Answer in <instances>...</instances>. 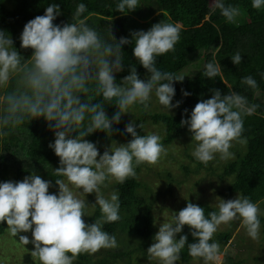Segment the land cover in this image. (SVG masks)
Wrapping results in <instances>:
<instances>
[{"label": "clouds", "instance_id": "clouds-1", "mask_svg": "<svg viewBox=\"0 0 264 264\" xmlns=\"http://www.w3.org/2000/svg\"><path fill=\"white\" fill-rule=\"evenodd\" d=\"M251 3L254 9L264 7V0ZM213 4V10L218 9L227 22H233L239 15V8L226 4L225 0H213ZM137 5L138 0H118L116 10L133 11ZM85 11L86 5L79 3L73 13L74 22L54 24L61 12L60 6L52 3L43 15L28 21L19 37L21 48L33 50L28 59L18 53L11 36L0 30V138L27 119L43 117L54 132L55 139L49 148L59 157L60 167L55 168V173L63 177L55 179L58 186L55 193L49 192L53 187L51 181L34 173L22 181H0V222H6L14 237L31 230V241L26 235H19V241L34 245L31 254L38 257L40 264H73L80 254L115 247V236L102 229V222L120 219V200L116 192L105 197L102 187L107 186L106 181L123 184L134 178L136 166L155 164L166 152L161 137L155 133L139 135L136 129H142L143 125L135 121L124 128L132 139L125 144L112 143L102 154L85 137L96 131L111 135L112 125L120 122L121 114L130 113L128 109L134 105L147 110L153 96L168 112L181 103H172L173 82L184 77L156 66L157 57L175 50L174 45L180 39L178 25L160 21L147 31H133L130 34L134 41L133 55L150 76L140 79L132 66L130 74L117 83L115 74L123 70L121 46L132 41L126 37L117 41L112 35L114 43L105 41L85 19H80ZM231 61L239 65L241 54L231 56ZM203 75L211 79L219 77L226 84L221 65L214 59L205 65ZM241 83L256 87L250 75L241 78ZM211 91V98L199 101L190 116L180 121L195 142L191 155L205 165L217 155L221 160L232 158L233 144L247 142L242 136L244 117L255 111L245 96L232 89L224 95L219 89ZM182 93L190 95L184 90ZM96 97L110 104L114 102L118 110L111 119L101 100L91 102ZM74 132L78 133L75 138ZM92 193L96 200L93 205H98L102 219L86 224L82 219L87 216L86 201L80 195ZM215 206L217 210L205 215L204 208L189 202L171 220L163 222L147 249L149 261L177 264L188 239L186 235L177 239V234L185 225L195 240L187 243L188 253L200 258L203 264H214L217 259L218 244L213 236L221 224L239 221L250 238H258L261 213L248 197L238 193L235 199L219 198Z\"/></svg>", "mask_w": 264, "mask_h": 264}, {"label": "trees", "instance_id": "trees-1", "mask_svg": "<svg viewBox=\"0 0 264 264\" xmlns=\"http://www.w3.org/2000/svg\"><path fill=\"white\" fill-rule=\"evenodd\" d=\"M52 3L60 6L61 15L53 22L60 25L74 22L73 13L77 5L84 3L86 11L81 14L80 19H85L86 23L109 43H114L112 36L117 41L121 37L132 41L130 34L133 31H147L160 21L179 26L180 39L174 45L175 50L157 57L156 66L177 77L180 71L194 63L199 64L200 69L187 80L173 82L175 96L172 103L176 101L181 103L170 112L151 111L150 106L153 105L155 97L152 98L147 110L140 105L132 106L136 110L133 121L143 125L142 129L139 127L136 129L139 135H147L148 125H157L161 127L160 142L163 146H170L186 136L192 138L187 126H182L180 121L190 116L199 101L211 98L213 89H219L222 95L228 94L229 89H232L245 96L249 106H255L254 113L244 117L242 136L247 142L238 143L242 148L247 149L245 154L237 157L233 155L230 160L215 158L207 165L196 161L193 156L187 158L190 159V164H196L201 169L207 170L211 177L216 179L215 185L220 184L218 183L220 181L228 184L224 193L226 199L236 197L239 193L256 203L261 212L260 225L264 232V103L256 98L257 94L264 95V7L259 10L254 9L251 0H225L226 4L239 8L242 17L240 22L235 24L227 22L218 9L213 10V0H138V7L135 10L124 13L116 10L118 0H0V30L11 36L14 47L25 59L31 57L33 50L20 47L19 37L23 27L31 19L43 15L45 9ZM133 48L134 41L121 46L123 70L115 74L117 83L130 74L132 66H135L140 79L144 80L150 76V73H147V70L137 62ZM237 52L241 54L242 62L234 65L231 56ZM213 59L220 63L226 84L219 77L211 79L203 75L205 65ZM249 75L256 81L255 88L241 83V78ZM182 90L189 92L190 95L184 96ZM80 98L85 102L83 94ZM99 100L111 119L118 110L116 105L114 102L110 104L102 101L100 97H96L91 102L97 103ZM185 109L188 110L187 113L184 112ZM126 124L128 123L123 124L120 118L118 124L112 125L111 135L104 131H96L85 139L95 143L102 154L113 142L118 140L125 144L132 139L131 135L124 131ZM72 135L75 138L78 133L74 132ZM54 139V132L43 117L27 119L8 135L0 138V181H22L25 176L34 173L44 180L51 181L53 187L50 188L56 189L58 186L55 185V179H63V177L55 173V168L60 167L59 157L49 148V144L54 142ZM190 164L183 163L180 168L187 173H197L199 168L195 166L192 169ZM140 167L141 164L136 166L135 177L126 179L123 184L115 180L106 181L107 186L102 187L105 197L116 192L120 200V219L111 223L102 222V229L115 236L116 246L106 248L107 251L95 255L93 261L90 258L84 259L82 264H132L135 253L148 258L147 249L155 232L154 203L158 200L152 196L158 193L151 188L144 177L140 176ZM162 175L164 190L161 187V191L166 192L171 188L170 183L175 181L177 175L166 169ZM201 183L202 181L194 186L201 187ZM195 190H190L191 198L183 201L181 210L189 202L192 203V194L194 197L198 195ZM94 198V193L93 197L88 195L87 201L95 210L90 213L89 218L82 217L86 224L102 219L98 205H93L96 202ZM199 206L205 209V215L209 211L217 210L207 203H200ZM7 227L6 222H0V236L6 232ZM233 231L230 226L225 231L217 230L214 233L213 240L218 244V254L227 245ZM180 235H186L188 238L185 247L181 250L180 262L190 259L203 264L200 258L192 257L188 253L187 243H193L195 240L187 225L180 234H177V239ZM78 257L82 260L87 255L80 254ZM263 258L264 254L261 252L255 257L256 263L264 264ZM137 260L140 261V256ZM224 260V264L243 262V260L234 261L229 256ZM29 264H33L32 260H29ZM75 264L81 263L77 261Z\"/></svg>", "mask_w": 264, "mask_h": 264}, {"label": "rangeland", "instance_id": "rangeland-1", "mask_svg": "<svg viewBox=\"0 0 264 264\" xmlns=\"http://www.w3.org/2000/svg\"><path fill=\"white\" fill-rule=\"evenodd\" d=\"M241 17L242 16L239 14L234 19L233 23L238 24L240 22ZM199 66H200L199 64L194 63L184 68L182 71L178 73V77H184L182 81L189 79L199 71L200 69ZM256 98L262 103H264V95L257 94ZM153 100H154L152 103L153 105L150 106L151 111L168 112L167 110L163 109L161 105H159V103L156 101V98H153ZM128 111L130 113H125L121 116L123 124L133 121L134 117L136 116L135 113L136 110H134L132 106L128 109ZM146 131L147 134L155 133L160 137H162L160 126L148 125L146 127ZM115 142L118 145L122 144V142L118 140ZM194 147H195V142L192 141V138L186 136L175 141V143L170 146H164L166 152L162 156V158L158 160L157 163L155 164L141 163L140 176L142 178L144 177V180L147 181L150 184L151 188L158 193L157 195L152 196V198L155 199L158 198L157 202L154 203V210H155L154 235L158 232L159 226L163 222H167L171 220L174 213H178L181 210L182 205H184L182 204L183 201L191 198L190 190L192 189H196L195 191L198 193L196 197H194V194H192V203L198 206L200 203H207L212 207L216 208L215 205L219 198L224 200H229L226 199L224 194L226 191V185H228L225 181H220L218 182L220 184L215 185L214 183H217L216 179L212 178L211 174H209L207 170H205L204 168L201 169V167L200 166L198 167L196 164L195 165L190 164V159H188L187 156L189 157L192 156L191 152L194 149ZM230 150L232 151V153H234L235 157H237L238 155L245 154L247 151L246 148H242V146L238 145V143L233 144ZM216 159H219V156H217ZM183 163L190 164L192 169L196 166L197 168H199L197 169L199 171L197 173L194 172L187 173L183 168L182 169L180 168V165ZM165 169L171 171L177 176L175 177V181L170 183L171 188L170 189L168 188L166 192H162L161 187L164 190V187L162 186V179H163L162 174H164ZM201 181H202V183L200 184L201 187L196 188L194 184H197L198 182ZM57 190L58 187L56 189L49 188V192L51 193H55L57 192ZM75 191L79 193L78 189ZM88 195H91L93 197V193H92V194H86L85 196L81 194L80 198L85 199L86 201V207L84 211L87 217L89 218L90 213L92 214V212L95 209L92 206V204L89 203V201H87ZM235 198L236 197L233 196L230 199H235ZM230 226L231 228L234 229L232 236L228 241L227 245H225L222 248V251L218 254L214 264H224L225 262L224 258L226 256L233 258L234 261L243 260L241 264H257L255 261V257L261 252H263L264 254V232L262 226L260 225L259 235L258 238L255 240H253L247 235L245 228L241 225L239 221H232L228 224H221L218 227V231H225L228 228H230ZM19 235L28 236L30 241L32 239L31 230H29L27 233H19L15 237L12 236L8 232V230H6V232L0 236V264H29V260H32L33 264H40L38 257H33L31 254L32 251L34 250V246H32L33 244L29 243L27 245H24L19 241ZM152 243H154L153 239L151 242H149V246ZM105 251H107L106 248L100 249L99 251H97V253H93V254L83 253L87 255V257L83 258L82 260H79V257H77V259L73 262V264H75L77 261H79L82 264V262L85 261L84 259L87 258H90L93 261L95 255L99 253H103ZM144 251L145 250L143 249L142 252ZM27 256H29V258L26 259ZM139 256H140V261L137 260ZM86 262L88 263V261ZM182 262L183 263L178 261L177 264H185L188 262H191L192 264H200L199 262L195 260L192 261L190 259L187 261L182 260ZM263 263H264V258H263ZM132 264H157V261L156 260L149 261L148 258L142 256L141 254L135 253L132 258Z\"/></svg>", "mask_w": 264, "mask_h": 264}]
</instances>
